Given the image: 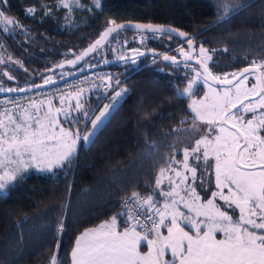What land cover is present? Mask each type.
Returning <instances> with one entry per match:
<instances>
[{
    "label": "trees",
    "instance_id": "16d2710c",
    "mask_svg": "<svg viewBox=\"0 0 264 264\" xmlns=\"http://www.w3.org/2000/svg\"><path fill=\"white\" fill-rule=\"evenodd\" d=\"M60 2H0V10L20 25H9L11 31L5 32L0 24V85L7 80L4 73L14 80L7 82L8 87H0L28 89L48 78L55 81L81 69L122 60V56H137L133 49L174 57L180 48L189 50L163 35L117 32L79 68L50 72L79 55L112 26L109 22L113 20L116 24L169 26L187 33L196 55L199 47L207 49L212 57L208 67L215 75L240 73L253 61L264 62V0H101L98 9L91 0H79L82 9L70 14L59 8ZM225 2L247 7L221 20L223 9L217 5ZM29 8L35 9L34 14L27 12ZM135 61L102 69L119 83L102 102L120 87L126 93L91 141L80 144L71 166L52 172L29 171L25 180L0 192V264H49L58 241L64 264H70L74 243L86 229L118 216L119 229L123 230L127 218L118 214L133 192L146 196L155 191V199L163 204L164 197L156 191L160 169L176 167L184 159L185 148L191 150L200 138L193 131L197 121L193 125L190 99L180 96L179 91L195 69L202 71L196 64L189 67L146 56ZM102 92L100 88L92 99L84 98L79 111L69 108L71 117L79 120L77 124L70 121L72 129H81L87 120L84 112H91ZM46 108L40 109L41 117ZM201 162L197 177L209 190L212 168L204 171L206 166ZM190 163H196L192 156ZM200 183L197 179L198 191ZM61 224L63 232L59 231Z\"/></svg>",
    "mask_w": 264,
    "mask_h": 264
},
{
    "label": "snow or ice",
    "instance_id": "6c2138e0",
    "mask_svg": "<svg viewBox=\"0 0 264 264\" xmlns=\"http://www.w3.org/2000/svg\"><path fill=\"white\" fill-rule=\"evenodd\" d=\"M0 2L7 4V0ZM72 2L80 6L79 0H61L62 6L69 10ZM94 4L100 8L101 0H94ZM244 7L247 5L232 7L227 2L217 5L218 9H223L221 20L230 12ZM27 12L34 14L35 9L29 8ZM109 23L114 26L106 28L93 45L77 56L75 61L68 63L75 65L101 46L110 33L125 27L117 25L114 20ZM0 24L4 25L5 32L11 31L9 25L20 27L2 10ZM135 28L152 33L177 31L152 24H137ZM178 34L187 36L184 32ZM186 42L192 49L193 40ZM179 51L185 61L193 59L190 53L183 49ZM199 51L203 59H198L197 63L201 65L203 73L196 71L195 78L188 81L183 93L193 96V89L201 79L208 87L209 92L200 100L192 99L189 108L195 114L193 125L200 121L209 128L208 134L195 141V147L191 150L185 148L183 153V169L191 173L192 184H186L189 179L187 175L176 171L179 181L170 178V188L158 193L164 197L162 206H157L159 202L155 199V191L146 196L133 192L131 200H124L122 211L118 214L127 218L123 221L126 225L123 230L118 231V216H112L110 221L96 228L86 229L75 241L71 264H264V111H259L264 109V62L257 64L253 61L251 67H245L240 73L224 74L221 78L208 67L207 61L212 57L207 55V49L201 46ZM133 52L143 55L138 49H133ZM163 58L178 64L175 57L165 55ZM121 59L126 57L122 56ZM135 62L133 58L132 63ZM0 63L3 61L0 60ZM249 76L256 80L250 88L245 85ZM8 79L13 77L8 76ZM209 80L231 87L218 90L209 84ZM50 82H53L51 78L45 80V84ZM3 91L13 92L17 89L0 87V92ZM83 91L80 89L75 95L65 94L61 97V104H65V99H75V109L79 111L83 107L79 100ZM115 95L119 97L121 92ZM255 96H259V100L243 103ZM44 103L33 101L19 115L11 108L0 111V192L25 180L29 169L52 172L55 168L71 166L77 142L83 140L87 143L92 135L81 136L78 130L74 132L63 126L57 130L59 120L53 114L51 100L47 102L48 110L44 116L39 115ZM29 108L36 111L31 112ZM69 108L70 103L55 109V113L63 115L66 121L70 120L73 124L79 123L78 119L70 116ZM108 108L105 105V109ZM107 115V111H101L92 119L93 129L103 123ZM84 116L88 117V113L84 112ZM233 128L235 131L231 130ZM193 131L200 132V129L194 127ZM212 132L217 134L210 139ZM201 149L202 155H197ZM190 156L196 162L194 165L188 162ZM210 157L215 160V186L218 191L211 192L210 197H202L194 186L197 179H201V188L205 183L197 177V167L202 160L206 166L204 171L211 169L213 165L208 163ZM169 170H173L171 165L167 169H160L157 189ZM217 198L224 204L218 205L215 202ZM180 204L187 209V213L180 210ZM161 228L167 229V235L162 234ZM59 231H64L62 224ZM217 233H221L223 238L218 239ZM142 244H146L147 252L141 251ZM60 248L58 241L49 264H64ZM169 253L170 258H166Z\"/></svg>",
    "mask_w": 264,
    "mask_h": 264
},
{
    "label": "rangeland",
    "instance_id": "374dc122",
    "mask_svg": "<svg viewBox=\"0 0 264 264\" xmlns=\"http://www.w3.org/2000/svg\"><path fill=\"white\" fill-rule=\"evenodd\" d=\"M91 4H92V6H94V8H96V9H98L96 6H95V4H94V0H91ZM59 8H64L63 6H62V3L60 2L59 3ZM70 8H71V10H69L68 8H64V9H66V11L70 14V12L72 11V10H81L82 8H81V6H79V7H77L76 6V4L74 3V2H72L71 4H70ZM199 49H200V47L198 48V52H197V55H196V57H197V59H203V57H201V54H200V51H199ZM134 53V52H133ZM207 55H209L208 54V52H207ZM207 63H208V61H207ZM261 63V62H260ZM135 64V63H134ZM257 64H259V63H257ZM196 71H199L198 69H195L194 71H193V73L191 74V75H189V79H188V81L189 80H191V79H194L195 78V75H196ZM202 73V72H201ZM218 76H221V78H223V76L224 75H218ZM188 83V82H187ZM256 83V80H255V77H252V76H249V79L245 82V85H246V87H248V88H250L253 84H255ZM210 84V83H209ZM211 86L212 87H214V88H216V89H218V90H220V89H222V88H230V87H216V86H214V85H212L211 84ZM186 87H187V85H186ZM96 90H100V88L99 89H96ZM96 90H90V91H88V92H86V93H84V94H82V95H80V97H79V100H80V102L85 98V99H92V97H93V95H95L94 93L96 92ZM243 90V89H242ZM116 92H121V95L119 96V97H116ZM209 92V89H208V87L207 86H205L204 84H203V82H202V79H201V81H199L198 83H197V85L194 87V89H193V96H191V97H189L187 94H184L183 93V89L181 90V91H179V95L180 96H183V97H186V98H189L190 99V102H189V104L192 102V99H196V100H200V99H202L204 96H205V94L206 93H208ZM103 94L99 97V98H97V102L93 105V107H92V110H91V112H89V114H88V117H87V120H86V122H84V125L81 127V129H76V127H74V129H72L71 128V124H70V120L69 121H66L65 120V117L64 116H60V115H58V114H56L54 111H53V113H54V115H56V117H57V119L59 120V125H58V127H57V130H58V128H59V126H63V127H65L66 129H71L72 131H79L80 132V134H81V136H83V135H85V134H88V133H92V135L90 136V139H89V141L86 143V142H84L83 140H80V141H78L77 142V144H76V150L78 149V147L80 146V144H84V145H86V144H88L90 141H91V139L98 133V131L100 130V128L105 124V122L108 120V118H109V116L111 115V113L115 110V108L117 107V105L123 100V98H124V96H125V90H124V88H122V87H120V88H118L115 92H113L111 95H109L106 99H105V101H103L102 102V98H103V96L105 97L106 95H107V93H105V91L104 92H102ZM114 98H115V102H114ZM72 101H74L75 102V104H76V100L75 99H71ZM71 100H68V104L71 102ZM259 100V99H258ZM254 102V101H253ZM247 103H249V102H247ZM247 103H245V104H247ZM71 104V103H70ZM101 104V105H100ZM100 105V108L94 113V111L96 110V108L98 107ZM105 105H108L109 106V108L106 110L105 109ZM74 106V109L73 108H71V110H74V111H77L76 109H75V105H74V103H73V105H72V107ZM46 109H48V107L46 108ZM189 110L191 111V109L189 108ZM101 111H107L108 112V115H107V117L103 120V123H101L97 128H95V129H93V127H92V124H91V120L92 119H95V117L96 116H98L99 114H100V112ZM259 111H261V110H259ZM192 112V111H191ZM94 113V115H92ZM192 114H193V116H195V114L192 112ZM44 116V114L42 115V117ZM71 116V115H70ZM89 124V127L87 128V130H85L86 129V127H87V125ZM195 128H199L200 129V132H197L198 133V135H199V137H201L202 135H205V134H208V128H209V126L208 125H206V124H204V123H202V122H200V121H197V124H196V126H195ZM217 133H215V132H212L210 135H209V138L211 139L212 138V136H214V135H216ZM194 147H195V144H194ZM202 151H203V149H201V153H197V155H202ZM76 152V151H75ZM190 159H191V156L189 157V164L191 165V163H190ZM183 162H184V159L182 160V162H180V163H177L176 164V167H171L173 170H169V171H167V172H165V174H164V176H163V178H162V183H161V186H160V188L159 189H157L156 188V191L159 193L160 191H166V190H168L169 188H170V184H169V179L171 178L172 180H176L177 182L179 181V177H176V175H175V172L176 171H181V172H183V174L184 175H187L188 177H189V179H188V181L186 182V184H192V179H191V173H189V172H186L184 169H183ZM202 163V162H201ZM208 163L210 164V165H213V167H212V178H211V180H210V184H209V190H207V184L206 183H204V187L203 188H200V190L198 191L197 190V192L202 196V197H210L211 196V192H213V191H218V189H216V186H215V168H214V164H215V160H214V157H210L209 158V161H208ZM203 164V163H202ZM160 177V176H159ZM205 182V181H204ZM196 184V183H195ZM195 186V185H194ZM182 187H184L183 185H182ZM199 188V187H198ZM224 192H225V194H227V189H225L224 190ZM1 193H4V192H1ZM181 194L183 195L184 193L183 192H181ZM203 202V201H202ZM218 205H223L224 204V202L223 201H220L219 200V198H217V200L215 201ZM179 208H180V210L181 211H183V212H185V213H187V209H185L184 207H183V204H180L179 205ZM163 229V228H162ZM164 229H166V228H164ZM186 230H187V228H186ZM217 238L218 239H222L223 238V236H222V234L221 233H217Z\"/></svg>",
    "mask_w": 264,
    "mask_h": 264
},
{
    "label": "water",
    "instance_id": "95a60500",
    "mask_svg": "<svg viewBox=\"0 0 264 264\" xmlns=\"http://www.w3.org/2000/svg\"><path fill=\"white\" fill-rule=\"evenodd\" d=\"M138 23H122V24H117V25H124L125 27L123 29H119L118 31L116 32H113V33H110L109 36L106 38V40L104 42H102V45L97 47V49H101L107 42L108 40L114 35L116 34L117 32H131V33H135V34H153V35H163V36H166V37H169V38H173V39H176L178 41H180L181 43L187 45L188 49H189V46L187 44V40L188 39H191L189 37V35H187L186 37H181L178 33L179 32H182L178 29H176L177 31L176 32H170V33H152L150 31H147L146 29L144 30H141V29H137L135 28V25H137ZM114 26V25H112ZM163 26V25H161ZM164 27H169V26H164ZM172 28V27H171ZM175 29V28H174ZM106 30V29H105ZM101 36V35H100ZM100 38V37H99ZM98 38V39H99ZM192 40V39H191ZM96 41V40H95ZM95 41L91 44L93 45L95 43ZM91 45H89L86 49H84L82 52H84L85 50H87ZM194 43H193V47L192 49H189L188 50V53H190V55L193 57L195 56L196 54V50L194 49ZM96 49V50H97ZM95 50V51H96ZM95 51L89 53L87 56H84L83 59L77 61L75 63V65H71L68 63V61H75L76 60V57L79 56L77 55L76 57L70 59V60H67V61H63L61 63H59L57 66H55L50 72H55V71H61V70H64V69H77L79 68L81 65H83L91 56H93V54L95 53ZM167 55L169 57H174L172 55H169V54H166V53H162V52H152V53H146V54H143V55H137V56H134V57H131V58H126V59H122V60H118L116 62H113V63H108V62H105V63H102L100 65H97V66H93V67H88V68H85V69H81V70H78L66 77H63V78H60L58 80H55L53 82H50V83H47V84H41V87H31V88H28V89H24V91H13V92H2L0 93V98L1 97H7V96H16V95H20V94H24V93H29V92H34V91H38V90H44V89H47V88H52L54 86H57V85H60V84H63V83H66V82H69V81H72L74 79H77V78H80L82 76H85V75H88V74H91L93 72H96V71H99V70H102L104 67H106L107 65L109 64H116V63H120V62H125V61H131L133 58L136 60L137 58L141 57V56H146V57H152L156 60H161V61H164V62H168V63H172L171 60H165L163 57ZM176 60L178 61V64H186V63H193V64H196V65H199L200 66V69L203 73V69L201 68V65L199 63H197V60H194V59H191V60H187L185 61L184 57L181 55V53L178 55V57H175ZM173 64V63H172ZM60 65H63L62 67ZM247 75V74H245ZM241 79H243V77H241ZM209 83L216 86V87H231V85H228V84H221V83H214L213 81L209 80ZM233 83H238V81H233ZM259 98V96H255V97H249L248 100H245L243 103H247L249 101H253V100H257ZM231 111H236V109H231ZM232 131H235V129H231Z\"/></svg>",
    "mask_w": 264,
    "mask_h": 264
},
{
    "label": "built area",
    "instance_id": "2783aa9c",
    "mask_svg": "<svg viewBox=\"0 0 264 264\" xmlns=\"http://www.w3.org/2000/svg\"><path fill=\"white\" fill-rule=\"evenodd\" d=\"M118 85V82L112 81V75L109 72L99 70L52 88L24 93L7 98H0V111H3L4 108H11L14 110V112H22L23 109L27 108L33 103V101L37 103L44 101L45 103L40 107V109H42L44 107H48V100H51L52 108L55 111V109L68 105V99H65L64 105L61 104V97L65 96L67 93H72L75 95V93L80 89H84V91L81 93L82 95L90 90H96L99 88L103 89L106 93H109L113 91V89ZM29 111L35 112L36 109L29 108ZM131 198L132 196L126 199L131 200ZM141 219H143V217H141Z\"/></svg>",
    "mask_w": 264,
    "mask_h": 264
},
{
    "label": "crops",
    "instance_id": "0c3cea01",
    "mask_svg": "<svg viewBox=\"0 0 264 264\" xmlns=\"http://www.w3.org/2000/svg\"><path fill=\"white\" fill-rule=\"evenodd\" d=\"M93 97H95V95H93ZM71 108H73L74 109V106L72 107V105H73V103H74V105H75V102L74 101H72L71 100ZM82 105H83V101H81L80 102ZM47 110L48 109H45L44 110V112H43V114H45L46 112H47ZM54 114V113H53ZM77 151V150H76ZM29 171H36L35 169H29ZM28 171V172H29ZM37 172V171H36ZM157 206H162V203H158V205ZM99 226V225H98ZM98 226H96V227H98ZM96 227H93V228H96ZM138 231H140V229H137ZM118 231H122V230H120L119 228H118ZM84 232V231H83ZM82 232V233H83ZM161 232H162V234H164V235H167V229H164L163 228V230H161ZM78 238V237H77ZM75 244V243H74ZM74 247V246H73ZM141 251L142 252H147V247H146V244H142V246H141ZM166 258H170V253H169V255L168 256H166ZM70 264H71V254H70Z\"/></svg>",
    "mask_w": 264,
    "mask_h": 264
},
{
    "label": "flooded vegetation",
    "instance_id": "af4514ba",
    "mask_svg": "<svg viewBox=\"0 0 264 264\" xmlns=\"http://www.w3.org/2000/svg\"><path fill=\"white\" fill-rule=\"evenodd\" d=\"M180 49H182V48H180ZM184 51H185V50H184ZM176 54L179 55V54H180V51L178 50ZM175 56H176V55H175ZM193 59H194V60H198L197 57H196V55L193 56ZM186 64H188V65L190 64L189 67H192V66L194 65V64H192V63H186ZM6 79H7V80H5V81L2 82V83H4V84H1L0 86L3 85V87H8V83H7V82H8V81H11V82L14 81L13 79L9 80V79H8V75H6ZM0 82H1V81H0ZM258 99H259V98H258ZM258 99H257V100H258ZM253 101H256V100H253ZM262 110L264 111V109H261V111H262ZM248 115L250 116L251 114L249 113Z\"/></svg>",
    "mask_w": 264,
    "mask_h": 264
}]
</instances>
